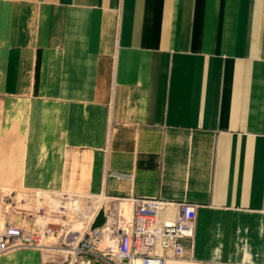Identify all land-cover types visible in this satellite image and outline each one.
Masks as SVG:
<instances>
[{
	"label": "crops",
	"instance_id": "1",
	"mask_svg": "<svg viewBox=\"0 0 264 264\" xmlns=\"http://www.w3.org/2000/svg\"><path fill=\"white\" fill-rule=\"evenodd\" d=\"M0 182L191 202L166 264H264V0H0Z\"/></svg>",
	"mask_w": 264,
	"mask_h": 264
},
{
	"label": "built area",
	"instance_id": "2",
	"mask_svg": "<svg viewBox=\"0 0 264 264\" xmlns=\"http://www.w3.org/2000/svg\"><path fill=\"white\" fill-rule=\"evenodd\" d=\"M124 200L131 206L128 218L123 212L109 208L108 216L103 205H97L82 234L71 239L67 236L68 229L62 234V228L58 230L50 223L33 222L28 227L6 223L0 228V254L19 247L43 250L49 247L52 238H60V250L69 257L68 264H92L90 258H85L88 255L100 257L107 264H166L171 258L189 257V249L182 240L193 238L194 203L134 197ZM101 210L103 220L93 226Z\"/></svg>",
	"mask_w": 264,
	"mask_h": 264
},
{
	"label": "rangeland",
	"instance_id": "3",
	"mask_svg": "<svg viewBox=\"0 0 264 264\" xmlns=\"http://www.w3.org/2000/svg\"><path fill=\"white\" fill-rule=\"evenodd\" d=\"M1 184L2 183L0 182V228L6 223L16 225L24 224L26 227L30 226L33 222L37 224L50 223L56 226L58 230L59 228H62L63 234V231H66L69 228L67 224L70 220L76 219L77 221H88L90 217L85 216H89V214L91 215L97 209V206L94 207L93 205L96 198L86 196L82 190H79L78 193H76L78 195H72V191H69L66 194L62 192H39L38 190L23 186L16 187ZM22 194H25L26 197L29 198L27 204L25 203ZM38 197H41V199H38ZM71 199L76 200L74 203L75 205L73 204L71 206ZM55 200L58 201L59 205L67 203L68 205L65 206L66 210L62 209L63 212H61V209L56 207L57 201ZM99 204L103 205V202ZM73 206H76V209L72 210L71 208ZM103 207L108 216L109 209L110 211H116L114 205H111L110 207L103 205ZM43 215L48 218V221L44 222ZM56 215L59 216L57 217ZM13 220L18 222L13 223ZM50 242L49 247L44 251V254H47L48 259L50 260L47 264H68L69 257L66 256L65 251L60 250V248L57 249V247H60V238H52ZM61 246L65 248V244L62 243Z\"/></svg>",
	"mask_w": 264,
	"mask_h": 264
},
{
	"label": "bare ground",
	"instance_id": "4",
	"mask_svg": "<svg viewBox=\"0 0 264 264\" xmlns=\"http://www.w3.org/2000/svg\"><path fill=\"white\" fill-rule=\"evenodd\" d=\"M76 195H78V194H76ZM18 198H19V197H18ZM95 198H96V200L93 202L94 207H96V206H97L99 203H101V202H104L106 207L110 206V204H108V201H105L106 198H105L103 195L95 196ZM38 199H41V197H38ZM55 201H57V200H55ZM18 202H19V200H18ZM75 202H76V200L71 199V203H70L71 206H72ZM67 205H68L67 203H64V204L59 205V204H58V201H57L56 207H59V208L61 209L60 211L63 212L64 209L66 210L65 206H67ZM74 205H75V204H74ZM114 208H115V210H117V211L119 210V211L123 212V214H124V216H125L126 218L129 217L130 204H129L128 202H126V200H124V199L117 200V201L115 202V204H114ZM62 209H63V210H62ZM71 209H72V210L76 209V206H73ZM43 216H44V215H43ZM89 216H90V214H89ZM89 216H85V217H89ZM44 220H45L44 222H46V221H48V218H46V217L44 216ZM37 221H38V220H37ZM38 222H39V221H38ZM87 223H88L87 220H85V221H77L76 219H72V220H70L69 223L67 224V225L69 226L67 236L71 239L74 235H76V237H77L78 235L82 234V228H83ZM58 248H60V247H57V249H58Z\"/></svg>",
	"mask_w": 264,
	"mask_h": 264
},
{
	"label": "water",
	"instance_id": "5",
	"mask_svg": "<svg viewBox=\"0 0 264 264\" xmlns=\"http://www.w3.org/2000/svg\"><path fill=\"white\" fill-rule=\"evenodd\" d=\"M102 220H103V212L102 211H99L97 213L96 218L93 221V226L99 225L102 222Z\"/></svg>",
	"mask_w": 264,
	"mask_h": 264
}]
</instances>
